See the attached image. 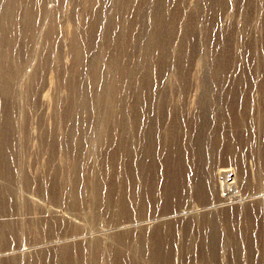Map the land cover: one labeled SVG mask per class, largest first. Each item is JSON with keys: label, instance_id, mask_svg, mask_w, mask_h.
Instances as JSON below:
<instances>
[{"label": "rangeland", "instance_id": "obj_1", "mask_svg": "<svg viewBox=\"0 0 264 264\" xmlns=\"http://www.w3.org/2000/svg\"><path fill=\"white\" fill-rule=\"evenodd\" d=\"M0 264H264V0H0Z\"/></svg>", "mask_w": 264, "mask_h": 264}, {"label": "bare ground", "instance_id": "obj_2", "mask_svg": "<svg viewBox=\"0 0 264 264\" xmlns=\"http://www.w3.org/2000/svg\"><path fill=\"white\" fill-rule=\"evenodd\" d=\"M227 179V178H226Z\"/></svg>", "mask_w": 264, "mask_h": 264}]
</instances>
